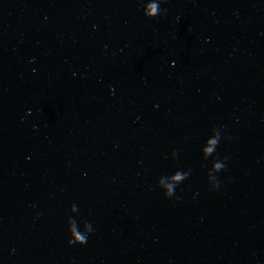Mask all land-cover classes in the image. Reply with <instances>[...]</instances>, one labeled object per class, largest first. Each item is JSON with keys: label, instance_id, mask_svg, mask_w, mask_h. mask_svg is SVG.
<instances>
[{"label": "water", "instance_id": "water-1", "mask_svg": "<svg viewBox=\"0 0 264 264\" xmlns=\"http://www.w3.org/2000/svg\"><path fill=\"white\" fill-rule=\"evenodd\" d=\"M0 264H264V0H0Z\"/></svg>", "mask_w": 264, "mask_h": 264}]
</instances>
